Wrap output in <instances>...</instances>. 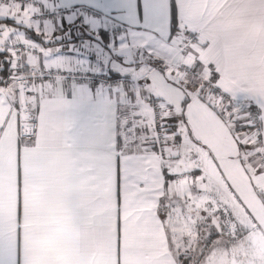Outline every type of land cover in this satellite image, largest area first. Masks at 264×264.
Masks as SVG:
<instances>
[{"label":"crops","instance_id":"0c3cea01","mask_svg":"<svg viewBox=\"0 0 264 264\" xmlns=\"http://www.w3.org/2000/svg\"><path fill=\"white\" fill-rule=\"evenodd\" d=\"M39 2L41 11L32 26L16 37L28 49L22 50L26 57H31L26 61L27 66L39 70L61 67L69 71L88 67L96 72L127 76L131 81L109 86L55 79L35 83L37 89L44 87L40 100L41 122L35 144L22 152L19 175L15 133L0 140V220L14 227L20 212L38 258H52L60 264H115L114 203L106 234L93 223L106 212L105 206L94 203L93 169L101 144L92 142L88 146H77L67 138L60 115L65 105L60 95L71 100L81 92L88 94L92 107L81 114L76 131L87 139L99 136L106 124L114 123L115 117L129 108L126 96L134 91L135 85L139 87L141 78L137 65L147 67L143 62L149 60V54H153L163 40L146 31L142 20L123 18L116 9L107 8V0ZM201 27L211 35V43L201 51V58L217 66L222 90L233 99L237 94L264 99V12L233 8L209 18ZM133 41L129 50L127 44ZM156 58V55L151 56L153 60ZM160 86L163 87L162 82ZM207 100L206 103L197 101L192 106L190 123L197 138L216 152L239 199L210 161L209 169L217 175L208 174L205 191L210 189L218 193L220 187H224L236 199L238 207L252 217L254 224L245 228L236 222L235 218L241 215L224 201L218 208H229L230 215H225L228 222L220 217V222L204 226L202 216L210 209L206 204L210 200L204 198L203 193H191L190 186H172L170 195L174 193L181 201L189 199L182 211L178 206L163 224L154 218L140 222L139 214H133L135 210L125 211L120 246L122 264H155L156 261L178 264L177 249L193 257L196 248L198 253L193 260L199 261L196 264H205L207 258H210L209 264L244 263L241 261L243 255L220 249L235 248L236 243L247 239L248 231L264 238L261 220L264 219V171L257 172V169H264L260 158L264 155V123L258 128L229 134L232 121H228L226 127L208 106L211 103L223 109L229 101L219 94H209ZM232 111L236 113L237 109ZM248 123L251 125V121ZM256 130H259L258 138ZM239 144L248 147L240 148ZM155 195H163V192ZM208 195L213 196V193ZM155 208V200L140 206L141 211L151 210L152 217H155ZM229 216L236 223H232ZM188 222L192 224L189 228ZM213 228L219 235L199 249L200 240L193 236L202 237L200 233H210ZM178 238L185 247L175 246L174 239ZM235 257L240 260L236 261Z\"/></svg>","mask_w":264,"mask_h":264},{"label":"snow or ice","instance_id":"6c2138e0","mask_svg":"<svg viewBox=\"0 0 264 264\" xmlns=\"http://www.w3.org/2000/svg\"><path fill=\"white\" fill-rule=\"evenodd\" d=\"M105 6L116 9L123 18L142 20L146 31L163 40V44L149 54V60L143 62L147 67L137 65L141 77L139 89L126 96L129 108L117 115L114 123L106 124L99 136L87 139L76 131L77 120L92 107L88 94L81 92L71 100L60 95L65 105L60 115L67 138L77 146H88L92 142L101 144L93 169L94 203L105 206L106 212L93 223L106 234L114 203L115 264H122L120 246L125 211L135 210L133 214H139L140 222L154 218L163 224L178 206L182 211L189 199L181 201L174 193L170 195L172 186L183 184L190 186L193 194L203 193L209 183V161L239 199L216 152L194 134L189 114L197 101L206 103L209 94H219L229 101L226 107L217 109L211 103L208 106L226 127L228 121H232L229 134L251 127L248 121L264 123V99L241 94L233 99L222 90L217 66L201 58V51L211 43L210 33L201 27L204 21L233 8L264 12V0H107ZM40 11L39 0H0V140L15 133L18 175L23 150L33 146L37 139L44 87L37 89L25 75L21 65L26 66L31 57L23 54L24 45L16 37L32 26ZM133 44L134 41L127 44V48L130 50ZM152 55L157 58L151 59ZM233 108L237 109L236 113ZM261 171L264 169H257ZM157 192L163 195L156 196ZM151 200L156 201L155 217L151 210H140L141 205ZM207 206L211 208V202ZM217 214L225 216V209L217 208L213 215ZM203 215L207 222L211 221L207 212ZM217 235L219 233L213 228L206 242ZM175 259L178 264H193V257L179 249ZM0 264L60 262L35 255L18 212L14 227L0 220Z\"/></svg>","mask_w":264,"mask_h":264},{"label":"rangeland","instance_id":"374dc122","mask_svg":"<svg viewBox=\"0 0 264 264\" xmlns=\"http://www.w3.org/2000/svg\"><path fill=\"white\" fill-rule=\"evenodd\" d=\"M231 124V123H230ZM250 124V123H249ZM258 133H259V130H256L255 131V134H256V137L258 138ZM259 140V139H258ZM208 174L210 175H213L214 177H216L215 175L216 172H212L210 171V169L208 168ZM214 187H217L214 183L213 185ZM221 186V184H220ZM208 193H213V196H210L208 195ZM216 194V196H215ZM202 196L204 198H208V200H210V202L212 203V207L207 210V215L208 216H211L213 215V212H215V209L218 208V206L221 205L222 202L226 201V204L231 207L232 205V209L235 210L236 213H239L241 216L238 217V218H235L236 222L238 223H241L243 224V226H245V228L247 226H251L252 224H254V221L252 220V217H250L248 214H246L244 211L241 210L242 207H238L237 205V201L236 199L232 196V194H230V192L226 191V189H224V187H220V189L218 190V193L212 191V190H208V192L204 191ZM208 205V203H206ZM205 209V208H204ZM225 209V215H227L228 211H229V208H224ZM237 216V215H236ZM221 216L220 215H217V217H212L211 219V223H216V222H220L221 221ZM203 218V225H207V224H210L209 222L206 221L204 215L202 216ZM220 218V221H218V219ZM223 218V221L225 222H228L227 220H225V216L222 217ZM230 221H232V223H236V222H233L234 221V218H232L231 216L228 217ZM217 220V221H216ZM262 222H264V219L261 218ZM264 225V223H262ZM190 226H192L191 223H187V228H189ZM209 226V225H208ZM202 235V237L200 235H195L193 237H196L198 238L200 241H198V246H199V249H202L206 244V240H207V237L209 235V232L205 231V232H202L200 233ZM247 234V239L243 240V241H240L238 243L235 244V248L234 246L231 247V248H221V252H227L228 250L231 251H236V253L238 254H241L243 255V259H241L242 262L244 263H237V264H264V238L261 237V236H258V234H255L254 232L250 233L249 231L246 232ZM249 237H251L249 239ZM180 238H183V236ZM203 240V241H202ZM202 241V243H200ZM174 242H175V246L176 247H185L183 244H181V241L180 239H174ZM240 247V248H239ZM219 249V245L216 247V250ZM187 252L189 253H193L191 252V250H186ZM198 253V248L195 249L194 251V256H193V260L195 261V257ZM199 256L198 255V260H199ZM202 256V254H201ZM226 258H224L225 260ZM236 261L237 259L240 260V258H237L235 257ZM209 260L210 258H207V261L205 264H209ZM193 261V264H196L198 262H194Z\"/></svg>","mask_w":264,"mask_h":264},{"label":"built area","instance_id":"2783aa9c","mask_svg":"<svg viewBox=\"0 0 264 264\" xmlns=\"http://www.w3.org/2000/svg\"><path fill=\"white\" fill-rule=\"evenodd\" d=\"M28 50L25 46L23 50ZM25 68V75L34 83L42 84L45 80L55 79L62 80L68 83H92L97 85H118L125 81H131L130 77L118 76L105 72H96L88 67H81L74 71L65 70L61 67H50L39 70L33 66L21 65ZM134 91H138V85L134 86ZM251 125L259 127L260 124H255L251 121ZM261 161L264 164V155H261Z\"/></svg>","mask_w":264,"mask_h":264},{"label":"trees","instance_id":"16d2710c","mask_svg":"<svg viewBox=\"0 0 264 264\" xmlns=\"http://www.w3.org/2000/svg\"><path fill=\"white\" fill-rule=\"evenodd\" d=\"M30 32H33V31L30 30ZM253 128H255V127L252 125L251 127H249V130H250V129H253Z\"/></svg>","mask_w":264,"mask_h":264}]
</instances>
